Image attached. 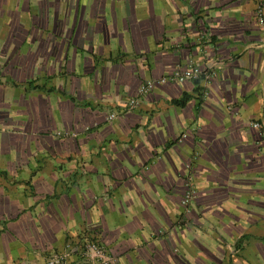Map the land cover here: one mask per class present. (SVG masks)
<instances>
[{
	"label": "crops",
	"instance_id": "crops-1",
	"mask_svg": "<svg viewBox=\"0 0 264 264\" xmlns=\"http://www.w3.org/2000/svg\"><path fill=\"white\" fill-rule=\"evenodd\" d=\"M29 4L52 15H5ZM253 123V0H0V264H46L79 234L111 264H264Z\"/></svg>",
	"mask_w": 264,
	"mask_h": 264
},
{
	"label": "rangeland",
	"instance_id": "rangeland-1",
	"mask_svg": "<svg viewBox=\"0 0 264 264\" xmlns=\"http://www.w3.org/2000/svg\"><path fill=\"white\" fill-rule=\"evenodd\" d=\"M44 1H46V0H44ZM253 2H254V17L257 20V23L259 26H264V0H253ZM25 7H26V5L24 6L23 10L20 9V10L14 11V12H8L5 15L8 17L10 15V13H13V14L16 13L17 18H22V19H24V18H27V19L35 18L36 19V18L42 17L41 15H45V14L48 17H50L52 15V11L50 9H48L47 12H44V10H45L44 9L42 12L39 11L36 13L35 8H33V6L31 4L27 5L28 10H26ZM258 12H261L260 16L258 15ZM260 19H262V21H263L262 25L259 24ZM166 77L167 76L162 77V78H166ZM162 78H159V79H162ZM190 81H196V80H190ZM147 82H149V81L147 80L145 82H142L138 86L136 94L134 95V97L131 100H129V108H135L138 105L140 98L145 97L149 92H151L154 89V86L156 84L153 85V87L151 89L144 92L143 91V88H144L143 85L145 86ZM151 82H157V80L156 81L151 80ZM110 116H112V118H109ZM115 118H116V115H115V113L112 112L109 115H107L106 120H107V122H113L115 120ZM258 124L260 125L259 130H262L264 132V125L261 123H258ZM194 191L195 190L189 186V188L184 193L182 200H181V205L188 208V211H189V206L191 204V200L195 194ZM186 197L189 198V202L187 204H184L183 200ZM85 238H86L85 234H79V235L72 236V237L67 236V241L65 242L63 249L60 251L57 250V251H54V252L48 254L46 259H45L46 264H47V261L54 255H55V257L65 258V261H66L65 264H84L85 253H86L84 245L89 242V240H86Z\"/></svg>",
	"mask_w": 264,
	"mask_h": 264
},
{
	"label": "built area",
	"instance_id": "built-area-1",
	"mask_svg": "<svg viewBox=\"0 0 264 264\" xmlns=\"http://www.w3.org/2000/svg\"><path fill=\"white\" fill-rule=\"evenodd\" d=\"M261 12H258V15L260 16ZM259 24L262 25L263 21L262 19L259 20ZM202 76L201 72L196 69L188 68L183 69L180 71L174 72L171 76L162 78L157 82H147L146 85H143V91L146 92L147 90L151 89L153 85L155 84H165L168 82H177L181 83L186 80H198ZM109 118H112L110 116ZM252 128L254 129H260V125L258 123L251 124ZM189 202V198L186 197L183 200L184 204H187ZM85 247V262L84 264H111V258L106 254L103 247L98 245L95 242L89 241L87 244L84 245ZM65 258L63 257H55L52 256L48 261L47 264H65Z\"/></svg>",
	"mask_w": 264,
	"mask_h": 264
},
{
	"label": "trees",
	"instance_id": "trees-1",
	"mask_svg": "<svg viewBox=\"0 0 264 264\" xmlns=\"http://www.w3.org/2000/svg\"><path fill=\"white\" fill-rule=\"evenodd\" d=\"M180 104V103H179Z\"/></svg>",
	"mask_w": 264,
	"mask_h": 264
}]
</instances>
